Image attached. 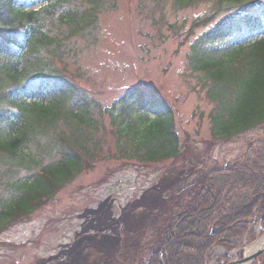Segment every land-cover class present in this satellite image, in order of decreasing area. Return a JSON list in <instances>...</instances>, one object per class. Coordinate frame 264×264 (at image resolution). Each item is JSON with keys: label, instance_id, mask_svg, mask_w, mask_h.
<instances>
[{"label": "rangeland", "instance_id": "1", "mask_svg": "<svg viewBox=\"0 0 264 264\" xmlns=\"http://www.w3.org/2000/svg\"><path fill=\"white\" fill-rule=\"evenodd\" d=\"M105 1L97 30L84 37H73L72 27L60 23L64 11L45 15L46 36L53 43L39 58L46 59L52 73L67 75L68 83L85 86V96L79 93V100L89 101L90 119L96 123L88 132L91 153L83 150L90 166L31 213L0 230V264H152L156 253L165 263L169 251L162 246L176 224L206 204L210 172L233 163L249 142L264 137L262 127L231 140H212L210 114L215 104L203 75L194 72L190 61V46L205 31L202 19L211 20V2L195 1L180 8L176 0H115L114 7ZM13 4L32 12L47 3L13 0ZM233 12L215 18L225 19ZM10 17L5 0H0V30L10 28ZM153 87L161 94L154 95L149 90ZM135 89L163 102L150 111L151 123L157 117H173L181 151L177 160L142 162L119 133L123 128L116 118L119 100ZM80 103L73 99L68 108ZM59 122L58 132L71 136L68 140L78 146L70 128ZM146 130L141 125L130 127L127 141L145 136ZM158 139L164 143L159 136L151 140ZM51 160L45 156L44 166L33 171H42ZM29 175L0 164V198L9 202L14 194L20 197L12 184L28 180ZM241 230L243 235L234 242L237 249H214L208 264H231L264 249L260 243L264 211L256 212ZM218 255H229L232 261L218 262ZM181 259L185 264L186 257ZM250 264H264V255Z\"/></svg>", "mask_w": 264, "mask_h": 264}, {"label": "trees", "instance_id": "2", "mask_svg": "<svg viewBox=\"0 0 264 264\" xmlns=\"http://www.w3.org/2000/svg\"><path fill=\"white\" fill-rule=\"evenodd\" d=\"M109 1L112 7L116 5L115 0ZM195 1L212 4L208 16L211 20L201 18L205 31L190 46L192 68L203 75L208 97L215 104L210 114L212 140L227 141L264 127V37L251 41L233 37L234 31L264 25V17L241 13L235 6L248 7L243 0H176L175 4L186 8ZM105 2L46 0L42 9L30 12L14 5L13 0H5L11 17L10 28L0 30V138L5 145L0 148V164L8 169H24L32 176L12 184L13 189L22 193L20 197L14 194L9 202L0 198V230L13 219L31 213L90 166L83 150L91 153L88 132L96 123L90 119L89 101L79 100L85 86L68 83L62 72L56 75L49 71L50 64L39 55L53 43L45 32L47 13L64 11L60 23L72 27L73 37H84L97 30L99 10ZM230 10L235 12L225 19L215 18ZM73 99L80 105L68 108ZM155 99L141 89L123 95L116 115L123 123L119 133L142 162L177 160L181 151L173 117H157L153 123L149 118L150 111L163 103ZM135 117L140 120H134ZM60 120L70 128L78 146L68 140L71 136L58 132ZM135 125L148 131L139 139L127 141V131ZM158 136L164 139L163 144L159 139L151 140ZM246 146L240 158L210 172L206 204L176 224L172 237L162 246L169 251L166 262L156 253L152 264H182L183 257L185 264H208L214 249H237L234 242L243 235V230L238 231L240 227H247L256 212L264 211V137ZM54 155L60 158L55 161ZM45 156H52L50 163L40 173L34 172L33 169L44 166ZM253 236L251 241L256 238ZM222 260L232 261L229 255H218L217 261Z\"/></svg>", "mask_w": 264, "mask_h": 264}, {"label": "snow or ice", "instance_id": "3", "mask_svg": "<svg viewBox=\"0 0 264 264\" xmlns=\"http://www.w3.org/2000/svg\"><path fill=\"white\" fill-rule=\"evenodd\" d=\"M244 4L249 5L248 7H243V5H236V8L240 9L241 13L245 14H259L264 17V0H243ZM231 30V29H230ZM257 36L264 37V25H261L255 29L242 28L239 31L233 32V37L236 39H241L245 41H251L256 39ZM4 141L0 138V148H3Z\"/></svg>", "mask_w": 264, "mask_h": 264}, {"label": "water", "instance_id": "4", "mask_svg": "<svg viewBox=\"0 0 264 264\" xmlns=\"http://www.w3.org/2000/svg\"><path fill=\"white\" fill-rule=\"evenodd\" d=\"M264 254V249H260V251H258V253H256L255 255L250 256V258H246L244 260L238 261V262H233L231 264H250L252 263L253 260L257 259L258 257H260V255Z\"/></svg>", "mask_w": 264, "mask_h": 264}, {"label": "bare ground", "instance_id": "5", "mask_svg": "<svg viewBox=\"0 0 264 264\" xmlns=\"http://www.w3.org/2000/svg\"><path fill=\"white\" fill-rule=\"evenodd\" d=\"M260 243H263L264 244V239L260 241Z\"/></svg>", "mask_w": 264, "mask_h": 264}]
</instances>
